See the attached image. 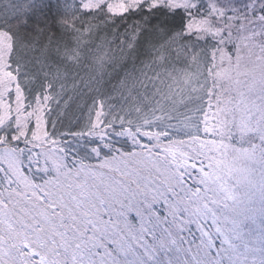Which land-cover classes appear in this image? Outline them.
<instances>
[{"label":"snow or ice","instance_id":"6c2138e0","mask_svg":"<svg viewBox=\"0 0 264 264\" xmlns=\"http://www.w3.org/2000/svg\"><path fill=\"white\" fill-rule=\"evenodd\" d=\"M67 8L68 0H0V36L9 38L0 72L14 78L6 89L0 81V264H223L225 255L237 264L238 246H226L224 235L229 243L242 235L225 232L228 221L204 194L196 148L211 133L201 134L193 112L207 123V106L216 123V90L134 122L109 82L91 91L77 83L94 44L78 66L59 55L58 10ZM117 41L130 52L145 43L119 29ZM21 68L33 73V87L20 82ZM182 121L196 123V137Z\"/></svg>","mask_w":264,"mask_h":264},{"label":"rangeland","instance_id":"374dc122","mask_svg":"<svg viewBox=\"0 0 264 264\" xmlns=\"http://www.w3.org/2000/svg\"><path fill=\"white\" fill-rule=\"evenodd\" d=\"M86 7L105 3L112 11H123L142 0H81ZM229 1V2H228ZM152 5L189 9L186 31L198 36L210 34L218 47L208 68L210 89L221 103L219 117L208 125L218 137L197 139L196 148L204 160L201 175L205 194L228 221L226 233L242 235L229 243L238 246L233 256L237 264H264V17L256 0H143ZM259 2V1H258ZM194 11L196 14H194ZM247 16V17H246ZM0 47L7 57L9 38L0 36ZM7 72H0L2 87L13 84ZM227 113V120L220 114ZM7 107L3 118H7ZM224 132H229L224 135ZM248 138V139H247ZM203 202V206H208ZM226 210V211H224ZM243 223L246 229L239 227ZM243 232V233H242ZM223 264H232L225 255Z\"/></svg>","mask_w":264,"mask_h":264},{"label":"trees","instance_id":"16d2710c","mask_svg":"<svg viewBox=\"0 0 264 264\" xmlns=\"http://www.w3.org/2000/svg\"><path fill=\"white\" fill-rule=\"evenodd\" d=\"M256 3L255 7L259 5L257 11L264 17V0H256ZM138 5H141V9L136 12L128 11ZM160 6L162 11L145 14L142 7H151L148 2L138 3L123 11H112L105 3L86 7L81 0H68L67 10H58L57 26L61 32L56 38V44L59 46V55L67 57L74 66H78L77 57L82 60L85 54L82 50H87L89 45H95L90 49L93 52L89 57L91 62L83 65L77 83L82 81L84 85H89L87 90L91 91L109 82L108 87L113 89L109 95L120 98L118 107H122L125 112L131 111L134 122L153 119L158 114L154 111L157 108L173 110L180 104L205 96L211 86L208 68L212 66L213 52L218 47L217 41L210 34L202 37L186 31L191 15L189 9L181 6ZM177 8L180 9L179 12H176ZM84 9L91 11L86 12ZM126 12L127 16L120 15ZM153 16L157 20L149 23ZM165 20L170 23L163 24ZM116 29H119L120 35L127 33L132 41L139 34L145 43L134 52H130L127 46L121 49L118 41L112 43ZM165 32L169 33L167 38L159 42ZM53 51H56L55 46ZM16 59L18 57L14 56V61ZM20 71V82L29 88L33 87V73L24 68ZM59 72L62 78L63 69H59ZM11 78L14 82V78ZM68 87H72L71 82ZM144 105L148 106L147 109ZM205 114L210 116L207 106ZM193 116L201 121V134L207 130L212 138L218 137L208 122L196 117L195 112ZM181 123L182 131L191 132L196 137L195 122ZM227 133L229 132H224V135ZM206 190L204 186L203 192ZM221 205L222 203L218 207L221 208ZM237 224L246 229L243 223Z\"/></svg>","mask_w":264,"mask_h":264}]
</instances>
